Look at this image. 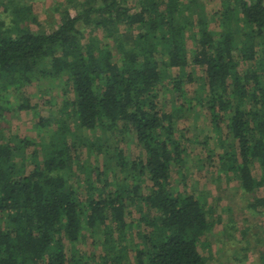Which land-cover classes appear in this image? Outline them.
Instances as JSON below:
<instances>
[{
    "label": "trees",
    "instance_id": "16d2710c",
    "mask_svg": "<svg viewBox=\"0 0 264 264\" xmlns=\"http://www.w3.org/2000/svg\"><path fill=\"white\" fill-rule=\"evenodd\" d=\"M218 3L208 13L204 0H65L45 29L32 5L0 0L12 15L0 20V122L32 110L26 88L43 98L64 88L44 102H59V116L35 111L30 137L0 130V264H207L215 208L171 185L187 161L176 131L186 112L205 111L232 140L219 170L264 212V0ZM190 65L203 69L194 88ZM167 93L171 111L159 104ZM93 132L96 142L84 136ZM121 135L140 156L125 155ZM84 148L102 167L81 159Z\"/></svg>",
    "mask_w": 264,
    "mask_h": 264
},
{
    "label": "rangeland",
    "instance_id": "374dc122",
    "mask_svg": "<svg viewBox=\"0 0 264 264\" xmlns=\"http://www.w3.org/2000/svg\"><path fill=\"white\" fill-rule=\"evenodd\" d=\"M15 1L20 2V0ZM64 1L21 0V3L32 5L34 13L39 18L38 21L45 29H50L51 25L57 26L60 21L59 15L52 14L50 10L53 9L56 2L62 3ZM204 1L208 13H211L213 9L219 8V0ZM130 3L133 4V2ZM75 11L77 10H72V13L74 14ZM0 20L4 21L6 25L12 22V15L5 13L3 6H0ZM29 26L34 30L39 29L37 25L31 22ZM79 27L81 29L83 25L79 24ZM192 47L193 43L190 40L189 49ZM187 73L192 74L194 77V83L187 84V87L194 88L196 85L199 86L203 83L201 81L203 69L190 65L187 68ZM178 74V69H171L169 71L171 78L167 79L166 83ZM52 88L44 90V92L49 91L44 98L38 97L36 94L39 92V85H32L26 88L24 94L30 97L31 106H33L32 110L19 112L15 116H11L8 111L5 112L4 115L9 121L0 122V130L7 134L14 133L23 137H30L32 131L35 130L34 124L38 120L35 117V111L43 116L49 114L59 116L58 107L61 105L59 102L51 106L44 104L49 98L63 99V85L61 87L54 85ZM172 96L167 93V96L162 97L159 103L160 108L165 111H171V102H167V99L172 98ZM67 97L74 99V94L71 92ZM11 100L13 101V98ZM173 100L171 99V101ZM176 131H178V136L183 137L184 145L187 149V161L182 164L180 173L174 170L171 178L172 187L178 186L181 190L205 197L208 205L215 208L211 218V222H214L215 226L207 237L209 244H202L201 249L207 259V264H260V251L264 249V212L250 207V203L255 201L254 195L244 194L240 188V182L233 177L232 173L219 170L218 158L224 155L226 151H230L232 140L225 133L215 134L210 117L206 116L205 111L203 115L201 110L186 112L183 119L178 122ZM100 135L99 132H93L90 135L84 134L85 137L93 142H96ZM119 141H121L120 148L130 159L141 155L133 136L129 135L124 138L121 135ZM204 143H207L210 153L203 146ZM112 145H116L114 139ZM79 153L82 160L88 161L92 170L102 167L103 160H101V156L98 157L99 161L96 159L95 154L90 155L85 148ZM96 161H98L99 166ZM253 172L258 177L260 176L258 165L253 167ZM116 175L123 177L124 173L118 170ZM110 177L112 180L114 174ZM120 177L116 178L117 182L121 181ZM125 178L123 179L125 180ZM259 196L264 197L262 190ZM138 217V214L134 213L130 219L136 220ZM138 232L139 229L135 228L134 233ZM66 248L69 250L68 245ZM94 249L96 250L97 248ZM79 251L87 253L91 251V248H86L85 245H82L79 247ZM96 253L97 255L100 254ZM131 257L133 258V253H131Z\"/></svg>",
    "mask_w": 264,
    "mask_h": 264
}]
</instances>
